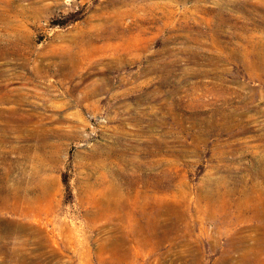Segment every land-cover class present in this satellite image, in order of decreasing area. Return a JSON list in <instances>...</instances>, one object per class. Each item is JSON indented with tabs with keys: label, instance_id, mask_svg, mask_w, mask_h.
<instances>
[{
	"label": "rangeland",
	"instance_id": "374dc122",
	"mask_svg": "<svg viewBox=\"0 0 264 264\" xmlns=\"http://www.w3.org/2000/svg\"><path fill=\"white\" fill-rule=\"evenodd\" d=\"M263 203L264 0H0V264H264Z\"/></svg>",
	"mask_w": 264,
	"mask_h": 264
},
{
	"label": "bare ground",
	"instance_id": "6f19581e",
	"mask_svg": "<svg viewBox=\"0 0 264 264\" xmlns=\"http://www.w3.org/2000/svg\"><path fill=\"white\" fill-rule=\"evenodd\" d=\"M253 191V190H252ZM251 192V191H250ZM227 195H229V194H227ZM245 195V194H244ZM258 195L260 196V193H258ZM261 197V196H260ZM217 197H215V200H214V202H218V200L216 199ZM240 198V197H239ZM242 199H243V197H241ZM263 198V197H262ZM257 199H259V197L256 195V194H248L247 195V197H246V200H248V202H252V201H254V200H257ZM241 202H243L241 199H238V204H240V205H238L239 207L241 206ZM255 202V201H254ZM228 203V207L227 206H224L223 207V210L221 211L220 209H219V207L217 206V205H215V207H216V209L217 210H215L217 213L219 212V217H221V216H225L226 214H228V209L231 207L230 205V199L228 198L227 199V201H226V204ZM259 203V202H258ZM252 204V203H251ZM254 205V204H253ZM263 205H264V203H263ZM244 207V206H243ZM252 207V206H251ZM256 209H258V208H256ZM246 210V209H245ZM222 212L223 213H225V214H223V215H221L222 214ZM221 264H228V261H227V259H225V262H222Z\"/></svg>",
	"mask_w": 264,
	"mask_h": 264
},
{
	"label": "trees",
	"instance_id": "16d2710c",
	"mask_svg": "<svg viewBox=\"0 0 264 264\" xmlns=\"http://www.w3.org/2000/svg\"><path fill=\"white\" fill-rule=\"evenodd\" d=\"M62 181H63V184L66 187V189H69V183H68L67 175L63 176Z\"/></svg>",
	"mask_w": 264,
	"mask_h": 264
}]
</instances>
